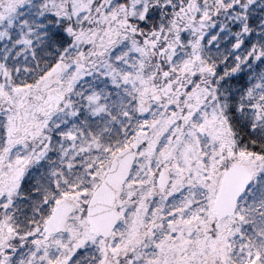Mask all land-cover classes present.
Instances as JSON below:
<instances>
[{
	"label": "snow or ice",
	"instance_id": "snow-or-ice-1",
	"mask_svg": "<svg viewBox=\"0 0 264 264\" xmlns=\"http://www.w3.org/2000/svg\"><path fill=\"white\" fill-rule=\"evenodd\" d=\"M0 264H264V0H0Z\"/></svg>",
	"mask_w": 264,
	"mask_h": 264
}]
</instances>
